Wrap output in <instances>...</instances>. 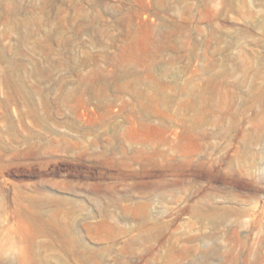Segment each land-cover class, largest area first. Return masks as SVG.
<instances>
[{"label":"rangeland","instance_id":"obj_1","mask_svg":"<svg viewBox=\"0 0 264 264\" xmlns=\"http://www.w3.org/2000/svg\"><path fill=\"white\" fill-rule=\"evenodd\" d=\"M0 264H264V0H0Z\"/></svg>","mask_w":264,"mask_h":264}]
</instances>
